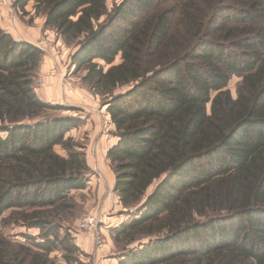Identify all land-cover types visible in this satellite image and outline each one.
I'll use <instances>...</instances> for the list:
<instances>
[{
  "label": "trees",
  "instance_id": "trees-1",
  "mask_svg": "<svg viewBox=\"0 0 264 264\" xmlns=\"http://www.w3.org/2000/svg\"><path fill=\"white\" fill-rule=\"evenodd\" d=\"M112 1L14 6L33 2L75 43L72 65L106 98L117 138L107 158L130 216L115 236L149 239L119 264H264V0ZM44 53L0 25V222L40 230L30 244L0 234V264H82L54 213L90 183L67 138L84 120L51 115L66 109L36 92Z\"/></svg>",
  "mask_w": 264,
  "mask_h": 264
},
{
  "label": "rangeland",
  "instance_id": "rangeland-1",
  "mask_svg": "<svg viewBox=\"0 0 264 264\" xmlns=\"http://www.w3.org/2000/svg\"><path fill=\"white\" fill-rule=\"evenodd\" d=\"M15 1L0 0V25L5 30H10L15 38L31 40L34 44L40 43L42 48L44 47L45 53L34 81L36 92L42 100H50L48 102L52 104L64 102L60 105L66 110L52 111L51 115L79 117L84 120L81 127L67 134V138L73 139L76 143L75 149L83 153L87 159L91 167V182L89 188L73 192L68 209L55 212L54 218L63 225L64 230H67L76 244L75 238H81L82 234L86 235L81 231V220L88 214H93L99 221L96 230L99 235L98 237L93 235L95 251L87 253L80 247L76 257L82 264H119V257L127 248L135 249L141 245V241L145 243L149 239L144 237L143 240L129 244L127 242L129 238L121 237V241H118L115 236L114 230L121 224L129 222L130 216L125 213L126 209L121 205L119 196L111 185L113 171L107 158V150L113 142L114 127L107 113V105L104 104L106 98L92 90L85 82V70L78 72L72 65V56L78 49L77 45L66 44L54 29L46 27L44 15L36 14L33 2L27 7V13H23L14 6ZM107 4L111 11L113 1L107 0ZM41 46L38 45L40 48ZM120 63L119 56L114 65ZM105 68L107 70L109 66ZM54 69L56 75L53 74ZM62 80L72 83L71 90L65 88L63 90ZM240 81V78L233 77L228 86L233 97H237ZM46 85L50 86L45 87ZM125 90L127 88H121L116 93ZM56 151L65 155L60 147H57ZM156 184L157 182L148 194L154 190ZM5 216H8V213ZM0 234L12 242L22 244H30L27 237L40 241V230L28 228L23 223L4 226L0 222ZM63 254V250H55L51 252L50 257L57 263H63Z\"/></svg>",
  "mask_w": 264,
  "mask_h": 264
},
{
  "label": "crops",
  "instance_id": "crops-1",
  "mask_svg": "<svg viewBox=\"0 0 264 264\" xmlns=\"http://www.w3.org/2000/svg\"><path fill=\"white\" fill-rule=\"evenodd\" d=\"M8 31H10V30H8ZM10 33L12 34V32L10 31ZM18 39V38H17ZM19 40H23V41H28V42H30V43H32V44H34L31 40H26V39H19ZM34 45H36V44H34ZM38 45L39 46H41V44L40 43H38ZM38 45H36V46H38ZM41 48H42V46H41ZM43 49V48H42ZM54 72H53V74L54 75H56V72H55V69L53 70ZM52 79H56V78H52ZM62 79V78H61ZM51 81H53V80H51ZM47 82V81H46ZM63 83H64V81L62 80V88H63V90H64V85H63ZM50 85H46L45 87H49ZM53 92V91H52ZM65 98V97H64ZM63 100V98H61V101ZM69 100V99H68ZM45 101H47V100H45ZM48 101H50V100H48ZM47 101V102H48ZM60 103V102H59ZM61 103H64V102H61ZM60 103V104H61ZM114 127V126H113ZM113 129V128H112ZM112 144H110V146H109V148L108 149H110V148H112L116 143H117V138L113 135V142H111ZM107 151H109V150H107ZM107 153V152H106ZM109 163H110V161H109ZM89 165V164H88ZM111 166V165H110ZM89 168H90V171H91V167H90V165H89ZM112 169V168H111ZM113 171V170H112ZM91 175V174H90ZM91 177V176H90ZM90 182H91V179H90ZM89 185H90V183H89ZM111 185L113 186V190L115 189V174H114V172H113V176H112V178H111ZM87 188H89V186L87 187ZM81 191H83V190H81ZM115 191V190H114ZM119 198V197H118ZM81 238H75V240H76V245L80 248H82L84 251H86L87 253H91L92 251H95V244H94V241H93V239H94V237H93V235H90V234H86V235H84L83 236V234L80 236Z\"/></svg>",
  "mask_w": 264,
  "mask_h": 264
},
{
  "label": "built area",
  "instance_id": "built-area-1",
  "mask_svg": "<svg viewBox=\"0 0 264 264\" xmlns=\"http://www.w3.org/2000/svg\"><path fill=\"white\" fill-rule=\"evenodd\" d=\"M43 50H45L44 47ZM63 85L66 90H71L72 88V83L70 81H64ZM81 222L82 223H80V228L82 232L94 236L97 235L96 230L99 225V221L93 214H88L83 218V220H81Z\"/></svg>",
  "mask_w": 264,
  "mask_h": 264
}]
</instances>
